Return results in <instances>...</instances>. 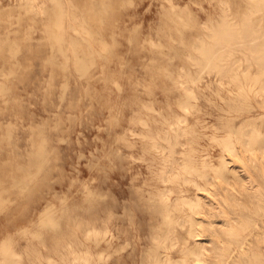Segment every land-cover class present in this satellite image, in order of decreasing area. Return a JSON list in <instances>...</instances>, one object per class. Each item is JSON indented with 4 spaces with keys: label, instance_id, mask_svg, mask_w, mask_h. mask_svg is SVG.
I'll return each mask as SVG.
<instances>
[{
    "label": "rangeland",
    "instance_id": "obj_1",
    "mask_svg": "<svg viewBox=\"0 0 264 264\" xmlns=\"http://www.w3.org/2000/svg\"><path fill=\"white\" fill-rule=\"evenodd\" d=\"M194 3L0 0V264H72L74 246L92 250L87 264H150L152 253L169 264L162 259L178 258L190 233L210 242L215 224L200 234V222L218 216L217 197L223 212L231 205V169L248 165L243 143L224 149L219 136L239 125L264 130V91L240 98L246 84L202 70L187 99L182 71L198 69L194 44L213 41L211 27L264 31V0ZM168 122L181 129L172 155L158 136ZM155 137L164 148H151ZM192 146L209 162L197 182L177 174ZM90 226L100 234L87 237ZM167 226L173 243L156 247Z\"/></svg>",
    "mask_w": 264,
    "mask_h": 264
},
{
    "label": "bare ground",
    "instance_id": "obj_2",
    "mask_svg": "<svg viewBox=\"0 0 264 264\" xmlns=\"http://www.w3.org/2000/svg\"><path fill=\"white\" fill-rule=\"evenodd\" d=\"M211 28L213 29H211L213 32L211 36L214 37L213 41L205 43L204 40L200 39V36V41L194 44L199 55L191 56V58L198 63V69L192 72L189 67H185L182 71L183 78L180 84L183 85L184 98L189 99L191 97L195 99L191 84L200 78L202 70L214 71L220 84L224 82L223 78L225 76L238 86L246 84L249 89L238 90L237 92L240 98H244L242 95L250 91H264V80H260L262 71H264V31L255 34L254 32L258 28L252 24H248L243 30H236L230 24ZM237 51H240L242 55L234 54ZM240 59L245 61V65L242 67L239 64L236 66V63ZM253 64L256 66L255 71L250 70ZM227 100H229V105H233L231 102L234 100V97L230 96ZM183 101L186 102L187 100L183 99ZM186 107L185 105L183 106L184 109ZM175 116H177L176 119H181L178 115ZM169 124L171 125V123ZM169 128L166 131L163 130L158 136L166 140L169 147L168 150L171 152L169 155H172L174 144L177 142L178 134H181V129L173 125ZM159 137H155L150 142L151 148L152 146H156L157 148L158 145H161ZM219 137H221L220 142L224 149L233 151L237 141L243 143L248 162L245 173L241 174L237 169H231L232 179L225 187V190L231 196V205L223 212L220 198L217 197L218 216L200 222V234L207 228L208 223L215 224L214 235L211 237L210 242L208 243L205 239L206 237L201 235L193 237L194 235L190 233L183 240L181 254L178 258L172 260L167 253L165 258L162 259V261L166 260L165 262H169V264H241L244 260H249V264H264V167H262L264 165V130H260L254 125H239L235 130L227 129L225 135ZM219 137L216 136L215 139H219ZM193 150L194 147L192 146L190 152L187 154L188 157L180 163L177 170L179 173L177 174H181L184 178L197 182L195 174L204 179L207 178L209 162L204 159L197 160L193 155ZM167 159L169 161L166 163L163 171H161L160 178H165V174L170 172L174 167L176 159L173 156ZM215 172L220 173L221 167H216ZM164 189L158 193L159 203H163V205L166 204ZM188 204L190 205L189 207L196 208L199 205V197L189 198ZM165 209H167V205ZM167 221L171 222L172 218L168 217ZM86 231L87 237L95 236L97 232L98 235L100 234L94 226H90ZM106 231L107 228L100 238L104 237V240L109 243L110 240L105 236ZM173 237L170 226L163 229L161 233L153 235L156 247L163 246L164 241L167 239L173 243ZM94 242L96 243L97 241L94 240ZM260 242L262 243L260 244ZM93 245L95 244L93 243ZM83 251L80 253L75 246L72 248V264H81L82 261L86 262V264L87 262H91L92 250L87 247ZM148 260L150 264H156L161 259L155 253H152L148 255ZM95 263L93 260V264Z\"/></svg>",
    "mask_w": 264,
    "mask_h": 264
},
{
    "label": "clouds",
    "instance_id": "obj_3",
    "mask_svg": "<svg viewBox=\"0 0 264 264\" xmlns=\"http://www.w3.org/2000/svg\"><path fill=\"white\" fill-rule=\"evenodd\" d=\"M190 3H193V6H195L194 0H190Z\"/></svg>",
    "mask_w": 264,
    "mask_h": 264
}]
</instances>
